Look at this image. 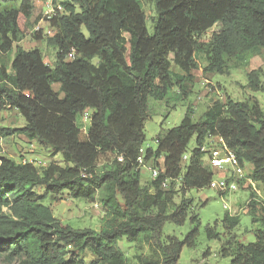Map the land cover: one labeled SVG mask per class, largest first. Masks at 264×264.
Wrapping results in <instances>:
<instances>
[{"label":"trees","instance_id":"trees-1","mask_svg":"<svg viewBox=\"0 0 264 264\" xmlns=\"http://www.w3.org/2000/svg\"><path fill=\"white\" fill-rule=\"evenodd\" d=\"M18 1L17 8H0V111H16L24 126L0 128V141L14 135L36 141L60 154L64 166L50 164L39 173L29 162L0 157V263L78 264V254L89 250L101 264H126L115 246L126 238L150 246L143 264H178L182 249L193 248L199 226L184 195L208 188L214 177L200 151L209 138L222 139L241 167L250 164L248 176L264 195V113L256 100L216 101L196 123L187 111L179 126L158 136L156 148L145 151L144 164L160 170L147 194L137 163L149 100L163 101L191 82L198 54L206 63L203 76L264 57V0H153L152 34L138 0H70L50 23L52 68L37 49L16 46L12 54L27 34L32 6L29 0H0V6ZM260 74V69L247 74L253 93L264 89ZM85 117L87 123L79 124ZM192 138L197 147L183 161ZM108 154L111 163L97 173ZM37 187L87 201L111 188L124 208L113 210L103 199L99 232L75 230L40 203ZM179 192L181 200L173 204ZM187 218L195 227L183 240L163 237L165 223L182 226ZM222 224L236 227L239 218L225 213ZM229 257V264H264V231L253 243H237Z\"/></svg>","mask_w":264,"mask_h":264},{"label":"rangeland","instance_id":"rangeland-1","mask_svg":"<svg viewBox=\"0 0 264 264\" xmlns=\"http://www.w3.org/2000/svg\"><path fill=\"white\" fill-rule=\"evenodd\" d=\"M32 6L31 16L27 24V34L17 43V46L25 51L37 49L40 51L43 60L49 67L55 64L56 48L48 43L49 36L36 34L33 28L39 24L46 27L43 22V10L45 0H29ZM57 6L69 2L70 0H51ZM146 16V29L152 34L153 26L157 18L153 0H138ZM19 1L15 4L2 5L1 9L17 8ZM12 54L10 59L12 58ZM199 69L193 71V80L185 82L182 90L177 88L163 101L149 100V118L144 123L145 142L142 150H154L156 148V139L164 135L167 131L179 126L185 113L189 111L193 122L202 120L203 114L216 101L225 102L230 99L233 102L256 100L264 113V89L258 93H253L248 88L247 74L253 70L260 69V80L264 88V57L263 55L252 58L249 63L242 68L231 69L224 74H211L203 76L202 68L206 66L204 56L197 55ZM173 71H179L173 67ZM185 94V96L183 95ZM87 123V117L79 124ZM24 126V120L14 110L0 111V128H21ZM197 146L194 138L191 139L186 155ZM0 157H6L15 162H29L39 173L48 165L55 164L64 166L60 154L52 155V149L43 146L36 141L28 142L24 137L11 136L3 138L0 141ZM113 157L108 154L102 156L96 167L97 173L107 167ZM204 165L206 162L203 161ZM149 162L146 167L152 166ZM246 175H249L250 164L244 165ZM220 178L219 173H214V180ZM247 188L239 187L238 192L232 195H226L223 198L216 191L205 188L202 190H189L184 199L191 200L189 212L196 215L199 221L198 235L193 248L184 247L180 253L178 264H229L230 255L235 245L249 244L255 241L258 231H264V195L262 186L252 181ZM152 177L146 168H140V187L146 194L150 191ZM245 183V182H244ZM40 196V203L51 209L54 218L75 230L90 229L99 232L103 225L105 212L103 211L102 200L110 203L113 210H122L123 204L120 197H116V192L111 188H102L95 193L93 201L72 198L68 192L64 191L58 196L45 193L42 187L34 189ZM178 192L179 186L175 185ZM252 197V198H251ZM249 198L255 203L254 209L247 204ZM181 200L180 192L176 194L173 204H179ZM224 205L226 208H224ZM172 209H169L170 213ZM239 218V224L236 227L228 228L222 224L224 214ZM116 217L120 218L118 213ZM195 226L189 223L187 218L182 226H176L170 222L165 223L162 235L163 237H175L183 240L184 237ZM206 229L210 234L206 236ZM162 243H166L162 238ZM116 248L126 258V264H143L142 256L149 255L152 250L150 246L141 240L128 242L126 238L121 239L115 244ZM224 250V251H222ZM226 255L227 257H223ZM16 261L0 264H15ZM78 264H101L89 250L78 254Z\"/></svg>","mask_w":264,"mask_h":264},{"label":"built area","instance_id":"built-area-1","mask_svg":"<svg viewBox=\"0 0 264 264\" xmlns=\"http://www.w3.org/2000/svg\"><path fill=\"white\" fill-rule=\"evenodd\" d=\"M64 14V9L61 5L55 6L51 0H45L44 10H43V22L46 24V27L40 26L37 24L33 31L36 34H42L44 36H53L54 30L50 27L51 21L57 16ZM72 58V55L70 56ZM200 151L205 154L204 160L206 166L210 168L214 173L220 174L218 180L213 179L210 181L208 188L216 191V193L222 198L226 195H232L238 192L239 184L241 180L245 183L243 187L247 188L250 186V180L247 179L244 167H241L238 163V160L235 154L225 145L222 139L220 138H209L206 143L200 148ZM145 152L141 149L139 157L137 158V163L140 168H146L150 173L152 179H156L160 170L153 168L152 166L146 167L144 164ZM188 158L187 155L182 157L183 161H186ZM166 182L163 183V186ZM254 199L248 200L249 204ZM224 208L226 206L224 205Z\"/></svg>","mask_w":264,"mask_h":264},{"label":"crops","instance_id":"crops-1","mask_svg":"<svg viewBox=\"0 0 264 264\" xmlns=\"http://www.w3.org/2000/svg\"><path fill=\"white\" fill-rule=\"evenodd\" d=\"M44 61V60H43ZM45 62V61H44ZM46 64V63H45Z\"/></svg>","mask_w":264,"mask_h":264}]
</instances>
